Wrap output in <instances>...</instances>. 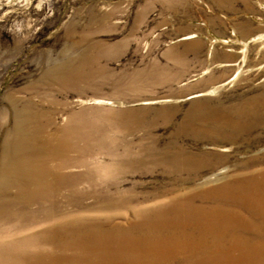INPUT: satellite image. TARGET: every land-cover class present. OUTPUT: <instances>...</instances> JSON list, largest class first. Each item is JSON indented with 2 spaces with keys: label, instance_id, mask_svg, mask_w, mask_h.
Instances as JSON below:
<instances>
[{
  "label": "rangeland",
  "instance_id": "obj_1",
  "mask_svg": "<svg viewBox=\"0 0 264 264\" xmlns=\"http://www.w3.org/2000/svg\"><path fill=\"white\" fill-rule=\"evenodd\" d=\"M235 1L0 0L2 251L60 216L126 229L264 170V127L228 128L234 108L264 113V0ZM175 149L209 165L174 172Z\"/></svg>",
  "mask_w": 264,
  "mask_h": 264
},
{
  "label": "bare ground",
  "instance_id": "obj_2",
  "mask_svg": "<svg viewBox=\"0 0 264 264\" xmlns=\"http://www.w3.org/2000/svg\"><path fill=\"white\" fill-rule=\"evenodd\" d=\"M255 105L233 109L228 128L236 135L264 127V113L255 112ZM250 115H258L256 123ZM159 161L174 172L194 174L209 165L176 149ZM248 169L243 162L214 188L133 210L126 229L108 224L109 218H54L49 227L23 236L36 249L8 253L0 246V264H264V170L240 174Z\"/></svg>",
  "mask_w": 264,
  "mask_h": 264
},
{
  "label": "crops",
  "instance_id": "obj_3",
  "mask_svg": "<svg viewBox=\"0 0 264 264\" xmlns=\"http://www.w3.org/2000/svg\"><path fill=\"white\" fill-rule=\"evenodd\" d=\"M238 1L240 2V0L235 1L237 6H238ZM258 4H259V0H250L248 4L242 5L241 3L239 7H242L243 9L252 12L253 10H255V6L257 7Z\"/></svg>",
  "mask_w": 264,
  "mask_h": 264
},
{
  "label": "water",
  "instance_id": "obj_4",
  "mask_svg": "<svg viewBox=\"0 0 264 264\" xmlns=\"http://www.w3.org/2000/svg\"><path fill=\"white\" fill-rule=\"evenodd\" d=\"M190 38V37H189ZM185 39H187V38H185Z\"/></svg>",
  "mask_w": 264,
  "mask_h": 264
}]
</instances>
